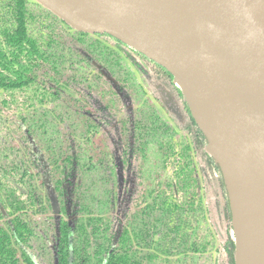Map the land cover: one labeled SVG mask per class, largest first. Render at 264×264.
I'll use <instances>...</instances> for the list:
<instances>
[{"label":"trees","instance_id":"1","mask_svg":"<svg viewBox=\"0 0 264 264\" xmlns=\"http://www.w3.org/2000/svg\"><path fill=\"white\" fill-rule=\"evenodd\" d=\"M205 147L164 68L0 0V264H235Z\"/></svg>","mask_w":264,"mask_h":264},{"label":"water","instance_id":"2","mask_svg":"<svg viewBox=\"0 0 264 264\" xmlns=\"http://www.w3.org/2000/svg\"><path fill=\"white\" fill-rule=\"evenodd\" d=\"M33 1L71 29L106 34L173 77L222 175L237 264L232 195L252 203L255 190H239L223 156L234 159L264 201V0ZM200 116L211 122L203 126Z\"/></svg>","mask_w":264,"mask_h":264},{"label":"bare ground","instance_id":"3","mask_svg":"<svg viewBox=\"0 0 264 264\" xmlns=\"http://www.w3.org/2000/svg\"><path fill=\"white\" fill-rule=\"evenodd\" d=\"M200 123L207 126L211 122L206 116L199 117ZM223 142H218L220 149ZM223 156L227 160V166L231 169L232 177L238 182L239 190H243L246 185L255 190V198L252 203H245L242 198L236 194L232 195V207L234 213V232L237 242V264H264V240L261 238L259 242L256 240L257 234L264 236V201L260 194L257 193L255 185L249 178V182L245 178L246 174L239 167L234 159L226 155ZM245 176V177H244ZM254 193V192H253Z\"/></svg>","mask_w":264,"mask_h":264},{"label":"rangeland","instance_id":"4","mask_svg":"<svg viewBox=\"0 0 264 264\" xmlns=\"http://www.w3.org/2000/svg\"><path fill=\"white\" fill-rule=\"evenodd\" d=\"M136 76L138 77V74L136 73ZM167 100H168V105H169V107H170V109L175 113V115L179 118V112L177 111V105H175L173 102H171V100H170V98L169 97H167ZM123 206V202H121L120 203V207H122Z\"/></svg>","mask_w":264,"mask_h":264}]
</instances>
